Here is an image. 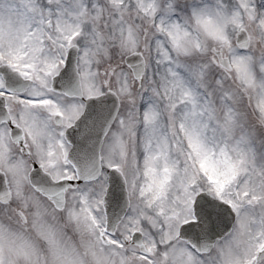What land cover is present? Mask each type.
Masks as SVG:
<instances>
[{
  "label": "snow or ice",
  "instance_id": "snow-or-ice-1",
  "mask_svg": "<svg viewBox=\"0 0 264 264\" xmlns=\"http://www.w3.org/2000/svg\"><path fill=\"white\" fill-rule=\"evenodd\" d=\"M0 264H264V0H0Z\"/></svg>",
  "mask_w": 264,
  "mask_h": 264
}]
</instances>
